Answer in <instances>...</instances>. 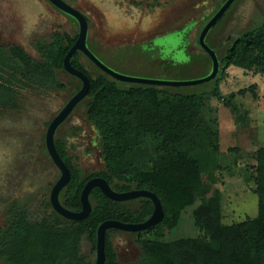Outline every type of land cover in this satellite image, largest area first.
Returning <instances> with one entry per match:
<instances>
[{"label":"trees","instance_id":"obj_1","mask_svg":"<svg viewBox=\"0 0 264 264\" xmlns=\"http://www.w3.org/2000/svg\"><path fill=\"white\" fill-rule=\"evenodd\" d=\"M77 36L78 31L72 35L57 33L49 40L35 39L32 44L38 58L19 45L0 47V108L14 103V82L33 90H64L57 72L64 71V58ZM82 56L90 61L76 51L70 63L89 79V89L82 101L85 116L100 138L104 169L82 176L64 141L55 139V148L70 172L69 182L59 193L60 203L71 211H80L84 185L93 177H101L116 192L146 190L155 194L163 209L161 221L144 230H106L103 264H124L119 261L112 241L115 232L132 235L141 247L142 258L136 264H264V147L257 150L254 168L255 217L222 224L220 199L215 193L194 212L195 225L203 230V235L172 242L161 240L166 231L177 226L182 210L205 192L200 174V147L206 144L216 149L218 132L214 121L205 117L206 106L212 97L222 99L220 83L226 69L233 65L264 74V20L226 47L219 72L209 80L213 84L210 90L194 92L184 90L187 86L125 83L90 61L96 69L91 75L80 60ZM73 78L79 82L77 92L81 83ZM89 201L91 211L82 220L61 216L49 199L43 202L44 211L39 216L24 204H9L7 219L0 228V261L94 264L81 251L83 237L95 254L96 230L102 222L142 223L154 209L148 198L116 201L97 187L90 191ZM146 233L152 237H146Z\"/></svg>","mask_w":264,"mask_h":264},{"label":"rangeland","instance_id":"obj_2","mask_svg":"<svg viewBox=\"0 0 264 264\" xmlns=\"http://www.w3.org/2000/svg\"><path fill=\"white\" fill-rule=\"evenodd\" d=\"M79 10L88 23L87 47L106 66L131 77L191 81L206 76L211 58L199 44L202 28L223 0H64ZM220 6V7H219ZM219 7V8H218ZM264 20V0H236L205 37V43L222 57L226 38L235 39ZM78 31V25L49 0H0V47L19 45L31 56L39 55L35 39ZM87 71L96 69L83 56ZM64 90L29 89L14 82L15 101L0 108V228L9 204L44 211L52 186L59 177L45 149L50 121L75 93L78 81L57 72ZM211 81L187 86L186 91L211 89ZM78 91V90H77ZM222 99L212 97L205 117L217 126V148L200 147V174L204 194L181 212L179 223L166 231L163 241L203 235L195 225V210L218 193L220 221L233 224L257 215L254 172L257 150L264 147V74L236 66L226 69L220 83ZM64 141L73 164L82 176L104 169L100 138L79 103L55 132ZM146 237H152L146 233ZM121 263L136 264L142 249L132 235L112 234ZM81 251L95 263L87 240ZM0 264H5L0 261Z\"/></svg>","mask_w":264,"mask_h":264},{"label":"water","instance_id":"obj_3","mask_svg":"<svg viewBox=\"0 0 264 264\" xmlns=\"http://www.w3.org/2000/svg\"><path fill=\"white\" fill-rule=\"evenodd\" d=\"M51 4L65 13L66 15L72 17L78 25V36L74 44L71 46L67 52L64 61L63 69L69 75L77 78L81 86L77 92H75L70 99L65 103L62 109L56 114V116L48 124L46 133H45V146L46 151L52 160L53 164L59 170V177L51 188L49 201L53 209L60 214L61 216L70 219V220H82L86 218L91 211V204L89 201V194L93 188H99L104 195L108 198L116 201H125L132 200L136 198H148L152 201L154 209L152 214L148 219L142 223L137 224H128L115 220H107L102 222L96 230V242H95V263L94 264H103L104 262V242H105V232L110 228L122 230V231H141L151 226L159 223L163 217V209L161 203L157 196L146 190H130L127 192H116L114 191L107 181L101 177H93L89 179L84 185L81 194V210L78 212L71 211L65 208L59 201V193L67 185L70 180V172L64 161L59 156L55 148V132L58 127L65 121L77 104L82 101L87 95L89 89V79L82 71L74 68L70 59L76 51L82 52L94 65H96L104 73L108 74L112 78L125 82V83H134V84H147V85H159V86H189L200 84L209 81L214 78L220 70V62L216 52L213 48H210L205 43V37L208 34L209 30L216 24V22L222 17V15L230 8L235 0H226L222 6L213 14V16L208 20L205 26L202 28L199 35V44L201 48L209 55L211 58V70L210 72L199 79L191 81H172V80H161V79H149V78H140V77H131L122 75L115 72L103 62H101L87 47V32H88V23L86 17L76 8L69 5L64 0H49Z\"/></svg>","mask_w":264,"mask_h":264},{"label":"flooded vegetation","instance_id":"obj_4","mask_svg":"<svg viewBox=\"0 0 264 264\" xmlns=\"http://www.w3.org/2000/svg\"><path fill=\"white\" fill-rule=\"evenodd\" d=\"M235 1H236V0H235ZM235 1H234V2H235ZM234 2H233V3H234ZM86 19H87V18H86ZM232 38H233V35H232V34H230V35L226 38V42H229V44H228L227 46L232 45V43L235 41V39H236L237 37H236L235 39H232ZM227 46H226V47H227ZM214 50H215V48H214ZM215 52H216V50H215ZM216 54H217V53H216ZM217 57H218V56H217ZM218 59L221 60V57H220V58L218 57ZM45 149H46V147H45Z\"/></svg>","mask_w":264,"mask_h":264}]
</instances>
